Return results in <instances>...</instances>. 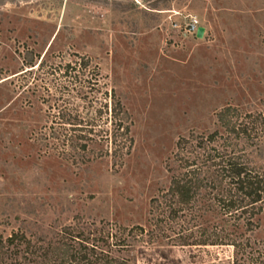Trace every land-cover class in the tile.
Wrapping results in <instances>:
<instances>
[{"label": "rangeland", "instance_id": "1", "mask_svg": "<svg viewBox=\"0 0 264 264\" xmlns=\"http://www.w3.org/2000/svg\"><path fill=\"white\" fill-rule=\"evenodd\" d=\"M192 17L204 38L173 29ZM226 106L264 117V0H0V238L93 223L134 240L142 226L134 264H264V215L242 256L183 245L180 225L153 217L177 142L220 128ZM98 107L94 140L74 149L62 114ZM258 145L264 169L263 134Z\"/></svg>", "mask_w": 264, "mask_h": 264}, {"label": "trees", "instance_id": "2", "mask_svg": "<svg viewBox=\"0 0 264 264\" xmlns=\"http://www.w3.org/2000/svg\"><path fill=\"white\" fill-rule=\"evenodd\" d=\"M122 111L120 101L112 105L117 131L123 128L119 135H126L130 127L116 121ZM101 112L98 107L95 114L87 110L86 117L62 114L72 125L74 133L66 136L74 149L85 150L88 144L82 141L94 140L88 134ZM259 120L264 124L261 114L243 115L237 107L226 106L218 113L220 128L179 139L169 167L170 185L152 199L156 227L180 225L175 239L183 245L234 247L237 256L254 251L251 236L262 227L264 215V169L254 162L249 147L258 149L264 135V127L255 126ZM118 149L116 145L115 153ZM133 229L129 231L144 236V227ZM133 234L134 240L93 223L65 226L50 239L15 232L0 238V264H134L127 254L139 236Z\"/></svg>", "mask_w": 264, "mask_h": 264}, {"label": "built area", "instance_id": "3", "mask_svg": "<svg viewBox=\"0 0 264 264\" xmlns=\"http://www.w3.org/2000/svg\"><path fill=\"white\" fill-rule=\"evenodd\" d=\"M200 26H203L200 20L197 17H192L184 23L175 22L173 29L177 30L183 36L197 37V31Z\"/></svg>", "mask_w": 264, "mask_h": 264}, {"label": "water", "instance_id": "4", "mask_svg": "<svg viewBox=\"0 0 264 264\" xmlns=\"http://www.w3.org/2000/svg\"><path fill=\"white\" fill-rule=\"evenodd\" d=\"M205 31H206V27L205 26H200L198 28V31H197V37L198 38H204L205 36Z\"/></svg>", "mask_w": 264, "mask_h": 264}]
</instances>
